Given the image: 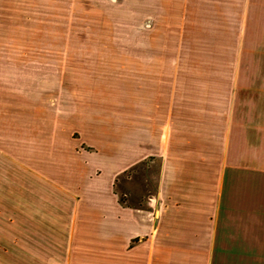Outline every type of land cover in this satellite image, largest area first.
<instances>
[{"label":"rangeland","instance_id":"obj_1","mask_svg":"<svg viewBox=\"0 0 264 264\" xmlns=\"http://www.w3.org/2000/svg\"><path fill=\"white\" fill-rule=\"evenodd\" d=\"M171 1L169 16L168 0H0V264H43L42 232L30 228L43 216L29 211L43 210V169L79 177L64 207L150 202L159 162L137 105L143 64L154 61L160 96L173 64L176 96L200 95L216 70L225 82L231 71V41L196 37L182 0ZM239 223V264H248L247 214Z\"/></svg>","mask_w":264,"mask_h":264},{"label":"crops","instance_id":"obj_2","mask_svg":"<svg viewBox=\"0 0 264 264\" xmlns=\"http://www.w3.org/2000/svg\"><path fill=\"white\" fill-rule=\"evenodd\" d=\"M171 3L163 7L169 16L177 8ZM179 8L196 37L231 41L229 79L216 70L200 95L176 96L173 64L160 96L154 61L143 64L137 105L151 120L145 136L159 162L146 181L150 202L64 207L79 177L63 181L43 169V210H29L43 216L30 225L42 232L43 264H239L241 214L248 216L247 262L264 264V180L256 174L264 169V0H182Z\"/></svg>","mask_w":264,"mask_h":264}]
</instances>
